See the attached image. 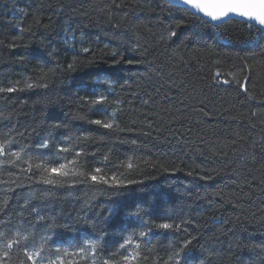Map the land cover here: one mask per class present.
Here are the masks:
<instances>
[{"label": "trees", "instance_id": "16d2710c", "mask_svg": "<svg viewBox=\"0 0 264 264\" xmlns=\"http://www.w3.org/2000/svg\"><path fill=\"white\" fill-rule=\"evenodd\" d=\"M259 29L239 19L206 25L169 0H0L3 264H32L27 255L37 251L36 264H94L80 247L97 236L105 249L99 264H122L126 209L138 201L146 202L143 222L153 231L132 239L124 254L138 252L134 264H264ZM171 31L177 35L169 40ZM104 71L111 88L99 82ZM93 93L107 95L114 120L89 110L84 100ZM45 138L49 147L39 148ZM60 148L68 151L57 157ZM60 164L68 177L45 171ZM113 174L143 183L117 196L89 179ZM162 222L173 228L158 229Z\"/></svg>", "mask_w": 264, "mask_h": 264}, {"label": "snow or ice", "instance_id": "6c2138e0", "mask_svg": "<svg viewBox=\"0 0 264 264\" xmlns=\"http://www.w3.org/2000/svg\"><path fill=\"white\" fill-rule=\"evenodd\" d=\"M179 3L183 4L189 9L194 10L192 12V15L197 16L200 20L203 21L204 24L209 25L211 24L214 27H219V23L223 22L225 18L235 15L241 18L245 19V22H252L255 21L260 26V31L264 33V0H178ZM251 27V24H250ZM177 33L175 31H171L167 39H171L172 37H175ZM162 40L165 39V37L161 38ZM174 42V41H173ZM84 51H88V49H85ZM116 54H113V67L116 64H119L120 61L115 59ZM128 64L133 63L132 60L127 61ZM68 70H75V61L72 64H69L67 66ZM43 77L47 76V73L42 74ZM99 82L101 84L107 85L109 88L112 87L113 81L111 80V72L110 71H104L101 73H98ZM219 75V74H217ZM224 83H228V81H224ZM27 87L29 89L36 88V87H43L47 88V83H37L35 85L29 83L27 84ZM243 87V85H241ZM8 92L16 91L17 89L15 87H8L6 89ZM0 91H4V89H0ZM93 98L90 100L85 99L84 103L89 107L90 111H99L103 113L106 116H110L113 120L115 119V115L110 113L108 111V108L105 107L108 103V97L107 95L103 93H93ZM99 106V107H97ZM89 123L103 127L104 129L108 130H114V124L113 122H105L102 119H93L90 120ZM59 127V125H57ZM84 140H88L89 136L84 135ZM51 141L47 138L43 140V142L39 145V148L46 149L49 147V144ZM133 144L136 143V141H132ZM67 148H60L56 152V156L59 157L61 152H67ZM77 156L80 155V153H76ZM127 167L129 169L132 168L131 164H128ZM119 171V169H117ZM45 171H50L51 175L54 177H68L70 175L69 171L66 170L64 164H60L59 167H52L51 169H45ZM102 169L100 167L95 168L96 173H101ZM73 176L76 175V173H71ZM89 179L95 184L98 181H101L103 184L107 185L109 189L115 190V195L120 196L123 194L128 193L129 191H136L135 188H132L133 185L136 184H142V180H137L135 178H128V179H120L117 177L116 174H113L111 177L106 176H98V175H91ZM43 183L46 185H53L56 187L63 186V182L60 180L55 179H45L43 180ZM146 202H136L132 205H128L126 212L127 215L130 217L128 221V227L121 230L122 235L121 239L123 240V243L119 244V249L117 250H124L123 252H120V255L123 257L122 264H134V261L138 259L139 253H128L127 252L128 246L131 245L132 239H143L145 237H148L152 231V226L146 225L143 222V216L150 215L149 212L145 211ZM40 219H43L42 217ZM137 227L140 228H146V231H140L138 234L135 231ZM158 229L162 230H169L173 228L172 223L168 222H162L156 225ZM129 229H133V231L130 233V236L124 237L123 232H127ZM53 237L49 236L47 239L51 240ZM84 239H90L89 237H85ZM100 240L101 238L97 236L94 240H91L90 243L83 244L80 247V252L84 253L85 251H91L93 253L92 259L94 261V264H99V261L96 259L100 252L105 251L104 248L100 247ZM75 241H68L69 244L74 243ZM13 243H18V241H13L11 243H8L6 245L7 248H11L13 246ZM191 243V241H186L183 247L181 248V252H185L188 245ZM136 249L138 250L140 248L139 244H136ZM57 252L60 251L59 246H57ZM3 255L5 257L8 256V253L4 251ZM177 256L180 255V253H176ZM185 255L187 253L185 252ZM40 256V252H34L27 255V259L29 261H32V264H36V257ZM0 264H3V260H0ZM51 264V262H50ZM103 264H110V260H104ZM177 264H179V261H177Z\"/></svg>", "mask_w": 264, "mask_h": 264}, {"label": "water", "instance_id": "95a60500", "mask_svg": "<svg viewBox=\"0 0 264 264\" xmlns=\"http://www.w3.org/2000/svg\"><path fill=\"white\" fill-rule=\"evenodd\" d=\"M169 1L172 2L173 4H176V5H180V6L186 7V6H184L183 4L179 3L178 0H169ZM186 8H187V7H186ZM188 9H189V8H188ZM190 10H191L192 12L194 11V10H192V9H190ZM229 19H239V20H243V21H245L244 18H241V17L235 16V15H231V16L225 18V20H224L223 22H220L219 24H222V23L226 22V21L229 20ZM248 23H250V24H252V25H255L256 27L260 28V26H259L255 21L248 22Z\"/></svg>", "mask_w": 264, "mask_h": 264}]
</instances>
